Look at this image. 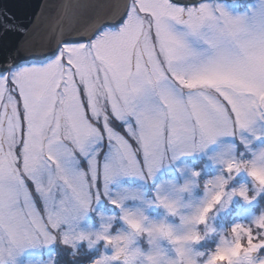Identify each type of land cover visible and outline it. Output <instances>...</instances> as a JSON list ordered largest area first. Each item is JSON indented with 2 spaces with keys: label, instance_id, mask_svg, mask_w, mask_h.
Masks as SVG:
<instances>
[{
  "label": "snow or ice",
  "instance_id": "snow-or-ice-1",
  "mask_svg": "<svg viewBox=\"0 0 264 264\" xmlns=\"http://www.w3.org/2000/svg\"><path fill=\"white\" fill-rule=\"evenodd\" d=\"M100 7L62 0L42 52L21 44L0 60V264H23L26 253L55 245L71 249L76 264L86 239L85 254L102 248L82 264H264V211L221 230L214 249L198 250L234 199L264 197V146L253 148L264 141V0H244L242 10L220 0ZM13 20L0 10V30L25 35ZM230 138L247 155H229L234 145L222 142ZM218 143L224 151L212 159L221 174L204 182L198 205L185 211L191 206L181 199L195 181L145 201L178 223L128 206L143 200L138 189L113 188L125 178L150 180L163 164ZM242 173L251 192L230 187ZM102 200L119 215L95 233L77 230ZM117 220L126 231L111 230Z\"/></svg>",
  "mask_w": 264,
  "mask_h": 264
},
{
  "label": "rangeland",
  "instance_id": "rangeland-1",
  "mask_svg": "<svg viewBox=\"0 0 264 264\" xmlns=\"http://www.w3.org/2000/svg\"><path fill=\"white\" fill-rule=\"evenodd\" d=\"M261 132H264V127L260 129ZM222 144H231L234 145V148L228 152L229 155H239L244 152L247 155L244 145L238 139H228L222 142ZM264 146V141H253L254 150L259 149ZM224 151V148L221 146V143L210 146L205 152L195 153L190 156H181L175 161H169L166 164H163L161 168L156 173L155 177L150 180H140L138 178H125L120 182L119 185H113L115 191H121L122 188L138 189L140 194L143 197V200L128 201V206L130 207H141L144 208L146 214L154 220H160L166 218L170 223H178L177 219L171 216H166L165 210L161 207L155 205H146L145 201H150L154 199L155 193L157 191H163L169 195H175V189L182 186L187 181H195L198 186H194L190 192H185L181 194L182 203L185 205H190L191 207L186 208L185 211H190L192 207L198 205L201 200L204 198V182L221 174V166L219 163L214 162L212 157L217 153ZM196 163H199L197 166ZM199 172L198 177H193V172ZM240 183L247 184L250 192L252 190L251 181L243 173L236 178L235 181L230 185V187L238 186ZM258 200V199H257ZM257 200L251 204H245L240 199H234L231 206L227 211L219 212L215 215L210 223L217 230L216 233L210 235L205 241H208L212 238L213 235L218 237L221 230H227L231 227L232 224L237 222H249L252 217L256 214H259L261 211L257 212L253 210V206L256 205ZM105 203H109L107 200H102L99 204L95 206V211L89 212L83 220H81L78 225H76L77 230H82L89 233H95L101 230V225L106 222V218L119 215V210H115L112 207L106 206ZM233 210V212H230ZM222 216L230 218L231 216L236 217L229 225L226 222H220L219 219ZM230 226L229 228L226 227ZM113 232L117 230L126 231V227L120 222H113V227L111 229ZM227 235V233H225ZM139 246L143 249H147L149 245L147 241L141 239ZM216 243L214 246H216ZM165 247H168L166 244ZM54 246L39 251H31L25 254L23 257V264H48L50 260H53L55 257ZM102 248V243L94 246L92 251V256L99 254ZM215 248V247H214ZM203 251L202 249H199ZM212 250V249H211ZM107 251H111L108 249Z\"/></svg>",
  "mask_w": 264,
  "mask_h": 264
},
{
  "label": "water",
  "instance_id": "water-1",
  "mask_svg": "<svg viewBox=\"0 0 264 264\" xmlns=\"http://www.w3.org/2000/svg\"><path fill=\"white\" fill-rule=\"evenodd\" d=\"M61 2L62 0H0V10L6 9L14 17L12 23L28 29L23 36L18 32L4 33L0 30V60L7 58L21 44L30 52H42L51 42V17L55 14V6ZM87 2L96 6L93 11H104L100 6L108 4L110 0ZM42 6L48 7L38 16V13H42Z\"/></svg>",
  "mask_w": 264,
  "mask_h": 264
},
{
  "label": "trees",
  "instance_id": "trees-1",
  "mask_svg": "<svg viewBox=\"0 0 264 264\" xmlns=\"http://www.w3.org/2000/svg\"><path fill=\"white\" fill-rule=\"evenodd\" d=\"M197 166L199 163H196ZM106 206L112 207L113 209L117 210L114 206H112L110 203H105ZM256 210L257 212L261 211L260 209H264V197H261L257 200L256 205L253 206V210ZM230 212H233V210H230ZM236 217L231 216L229 219L226 218V216H222L218 221L220 222H226V224L232 223L233 220H235ZM229 228L230 226H227ZM217 241V236L213 235L212 238L208 241L201 242L200 245H198L199 249H202L205 253H207L209 250L214 249V245ZM54 252L56 257V264H73V261L69 260L68 258V252L71 251V249L61 248L59 245L54 246ZM80 251L82 253L81 257H79L76 261V264H82V260L86 258H90L92 255V252H88L85 254V248L84 245L80 246ZM54 257V258H55Z\"/></svg>",
  "mask_w": 264,
  "mask_h": 264
},
{
  "label": "flooded vegetation",
  "instance_id": "flooded-vegetation-1",
  "mask_svg": "<svg viewBox=\"0 0 264 264\" xmlns=\"http://www.w3.org/2000/svg\"><path fill=\"white\" fill-rule=\"evenodd\" d=\"M220 2L228 5L229 7L237 8V5L233 3V0H220ZM243 2H244V0H241L240 9L239 10H242Z\"/></svg>",
  "mask_w": 264,
  "mask_h": 264
},
{
  "label": "clouds",
  "instance_id": "clouds-1",
  "mask_svg": "<svg viewBox=\"0 0 264 264\" xmlns=\"http://www.w3.org/2000/svg\"><path fill=\"white\" fill-rule=\"evenodd\" d=\"M233 3L236 4L237 6H240L241 0H233ZM90 239H94V236L93 237H90ZM82 243H83L85 249H87L88 240L86 239ZM70 258H71V254H70Z\"/></svg>",
  "mask_w": 264,
  "mask_h": 264
}]
</instances>
